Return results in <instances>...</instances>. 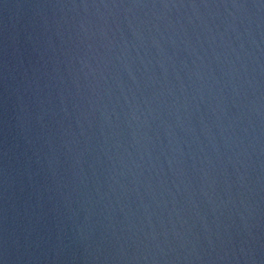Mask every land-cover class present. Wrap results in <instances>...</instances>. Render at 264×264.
Here are the masks:
<instances>
[{"label": "water", "instance_id": "95a60500", "mask_svg": "<svg viewBox=\"0 0 264 264\" xmlns=\"http://www.w3.org/2000/svg\"><path fill=\"white\" fill-rule=\"evenodd\" d=\"M0 264H264V0H0Z\"/></svg>", "mask_w": 264, "mask_h": 264}]
</instances>
